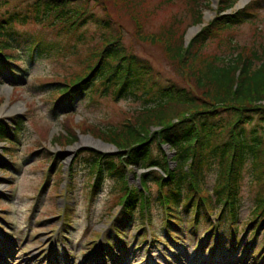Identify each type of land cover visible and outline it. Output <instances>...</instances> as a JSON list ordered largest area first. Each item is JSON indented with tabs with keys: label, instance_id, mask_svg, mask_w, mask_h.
<instances>
[{
	"label": "trees",
	"instance_id": "1",
	"mask_svg": "<svg viewBox=\"0 0 264 264\" xmlns=\"http://www.w3.org/2000/svg\"><path fill=\"white\" fill-rule=\"evenodd\" d=\"M238 1L219 0L216 18L187 47L177 25L163 26L156 35L145 34L141 21L151 15L147 0L22 2L11 12L0 11V75L7 71L16 79L25 72L23 53L30 58L35 54L78 59L79 72L41 82L40 86L50 88L46 94H53L51 114L58 108L70 111L71 99L82 96L90 102L94 97H110L140 105L124 124L105 131L98 128L99 139L114 146L118 156L89 150L77 155L86 157L88 181L95 180L89 194L94 196L108 174L114 181L109 195L116 194V203L122 207L120 218L127 223L135 213L140 222L146 220L154 207L166 211V228L173 241L177 240L174 231L200 217L212 234L227 223L234 239L237 230L249 224L257 231L264 227V51L257 46H229L234 40L230 36L219 38L221 43L208 51L219 32L251 24L254 12L260 9L259 1L252 0L238 11L226 13ZM90 2L101 9V18L88 11ZM120 14H130L139 23L133 29L135 43L164 42L162 53L175 80L162 82L151 62L137 56L133 46L125 45L123 24L115 16ZM201 17L198 12L194 22L200 24ZM31 21L45 32L21 33L19 29L27 28ZM89 24L94 26L92 32ZM48 34L57 40H45ZM12 124L0 121V141L7 144L9 153L25 132L23 117H15ZM156 127L160 130L152 131ZM7 128H13L12 137ZM76 139V134L66 129L53 143L61 146ZM162 145L173 153L172 167ZM129 167L130 171L150 169L141 176V189L127 184ZM74 169L73 164L70 175L74 176ZM60 175L59 163L57 182ZM244 185L254 189L247 219L239 217Z\"/></svg>",
	"mask_w": 264,
	"mask_h": 264
},
{
	"label": "rangeland",
	"instance_id": "2",
	"mask_svg": "<svg viewBox=\"0 0 264 264\" xmlns=\"http://www.w3.org/2000/svg\"><path fill=\"white\" fill-rule=\"evenodd\" d=\"M30 1L32 0H1L0 4L4 5L0 11L11 12L22 2ZM138 1L142 2V0ZM147 1L151 15L143 17L141 21L145 34L156 35L163 26L177 25L179 33H183L182 43L187 47L191 40L216 18L219 0ZM251 1L247 0L242 7H237V2L233 10L226 13H234ZM257 1L260 9L254 12L256 15L251 24L245 23L231 30L222 31L221 34L219 32L213 40L214 44L209 43L211 45L209 52L213 51L216 44L221 43L219 38L224 36L234 39L229 46L234 45L233 43L246 48L257 46L264 51V0ZM87 7L96 18L103 16L101 9L93 6L92 2ZM108 8L113 9L111 5ZM198 12L202 15L200 24L194 22ZM115 16L119 17L123 24L125 45L133 46L137 56L151 62L159 72L162 82L175 80L162 53L164 42L152 44L136 41L135 43L132 34L133 29L136 28L135 24L139 23L137 24L134 16L130 14ZM87 28L89 32L94 30L92 24ZM191 29H196V32L187 41L186 35ZM38 30L45 32L32 21L27 28L19 29L21 33L31 34L37 33ZM253 35L255 38H252ZM57 38L54 34L45 36V40L48 41ZM62 41L64 42L65 38H62ZM65 52L63 51L62 54ZM23 56L28 65L27 75L23 79L14 83L9 77L2 75L3 72L0 75V120L13 127L12 118L20 116L25 119V132L17 139L16 147L9 154L5 150L6 143L0 141V264H83V262L91 264L92 258H88L87 255L89 250L94 248V242L101 233H104L106 264H262L264 262L260 255L251 258L247 253L234 254L227 247L208 250L211 242H208V238L201 232L196 234L198 238L202 235L199 240L188 237L183 243L167 248L159 240L148 243L146 231L140 230L135 225L126 228L128 235H125L124 243L120 242L117 234L109 228L120 210L116 203V194L109 195L114 184L109 175L105 174L101 187L90 199L87 192L89 187L87 182L91 181H88V163L86 157L82 156L76 166L74 190L67 195L65 184L72 182L69 168L81 151L89 150L103 155L118 156L119 152L116 148L99 139L98 128L105 131L124 124L140 105L129 100H116L110 97H94V102H90L86 96H83L75 101L71 113L58 111V116L52 117L48 110L49 103L52 102L50 97L53 94L52 92L46 94L50 88L40 86L41 82L79 72V61L78 59L73 61L69 56L30 58L26 53H23ZM16 105L20 106L19 112L9 114V110ZM66 129L76 134V141L61 146L54 144L53 140ZM9 130L14 131L13 128ZM159 130V127L152 129V131ZM9 135L12 137L13 134ZM82 140H87L89 144H82ZM94 143L107 146L110 150H100L93 145ZM162 148L169 167H172L173 153L166 145H162ZM126 151L127 154L128 150ZM45 154H50L51 159H44ZM59 158L61 175L56 188L55 172ZM128 170L127 184L131 188L138 186L141 189V176L146 171L142 169L130 171V167ZM245 180L247 181L248 178ZM208 185L210 188V181ZM253 196V185L249 187L244 185L241 197L242 208L239 211L241 219H247L246 214ZM153 213V218L158 221L155 225L156 234L164 235L159 225L161 218L155 215V211ZM134 220L135 218L132 222ZM226 226L229 228L228 225ZM227 233L228 229H225V238ZM260 242L259 235L257 246Z\"/></svg>",
	"mask_w": 264,
	"mask_h": 264
},
{
	"label": "bare ground",
	"instance_id": "3",
	"mask_svg": "<svg viewBox=\"0 0 264 264\" xmlns=\"http://www.w3.org/2000/svg\"><path fill=\"white\" fill-rule=\"evenodd\" d=\"M214 1H216V0H214ZM246 1L247 0H240L239 2H238V4H237V7H242V6H244L245 4H246ZM208 18V17H207ZM195 32H196V29H191V30H189V32L187 33V35H186V40L188 41V40H190L192 37H193V35L195 34ZM19 108H20V106L19 105H16V106H14L11 110H9V114H12V113H15V112H19ZM83 141H85V142H83ZM82 144H84V143H86V144H89V142L87 141V140H82V142H81ZM96 148H98V149H100V150H105V151H109L110 149H109V147H107V146H103V145H98V144H96V143H94L93 144ZM79 146V145H78Z\"/></svg>",
	"mask_w": 264,
	"mask_h": 264
}]
</instances>
